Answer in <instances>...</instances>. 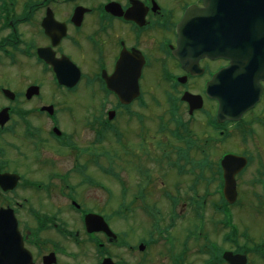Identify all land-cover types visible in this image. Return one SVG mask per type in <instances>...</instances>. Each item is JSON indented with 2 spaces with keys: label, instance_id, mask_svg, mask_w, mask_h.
<instances>
[{
  "label": "flooded vegetation",
  "instance_id": "af4514ba",
  "mask_svg": "<svg viewBox=\"0 0 264 264\" xmlns=\"http://www.w3.org/2000/svg\"><path fill=\"white\" fill-rule=\"evenodd\" d=\"M203 4L0 0V63H33L52 92L84 97L67 131L70 105L15 110L37 103L43 83L0 82V208L16 218L22 264H83L77 249L95 264H264V79L232 50L228 17ZM125 160L145 178L119 205L149 222L133 241L88 232L87 214L109 224L116 208L97 213L81 198Z\"/></svg>",
  "mask_w": 264,
  "mask_h": 264
},
{
  "label": "rangeland",
  "instance_id": "374dc122",
  "mask_svg": "<svg viewBox=\"0 0 264 264\" xmlns=\"http://www.w3.org/2000/svg\"><path fill=\"white\" fill-rule=\"evenodd\" d=\"M37 70L38 69L33 65V63L32 64L27 63L23 60H21V64L18 65H12L11 63L8 62L0 63V71H1L0 82L7 83L9 84V86H11L14 89L23 90L24 86L27 85L30 81H37L39 83H43L42 97L39 100H36L37 103L28 104L25 101H17V103L14 104L15 110L18 109L21 112H27V110H31L30 108H33L34 105L42 104L45 102H51V101L57 103L59 107H62L63 104L70 105L73 111L69 115L64 114L62 116L63 128L66 129L67 131L73 128H79L82 121L81 118H83V109H81V105H79L82 102H84V97L82 93L78 92L77 94L76 93L69 94L66 92H62L61 90H53L52 92L51 80H49V77H43L42 75H38ZM158 95L159 97L161 96V94ZM106 135H110V134H106ZM111 140H112V135L109 137L107 141L109 142ZM25 148L29 150L27 146H25ZM106 148L107 146H105V149ZM123 166H125L123 169L121 168V165L116 166L117 168L121 169L120 171L121 173L116 174V176L102 175L95 173L96 181L103 184V189L97 187L91 189L90 186L87 187L89 188V190H87V196L81 197L83 203L87 206V209H90L92 211H96V210L98 211L99 209L100 211L104 210L103 212L105 214L110 210L111 211L114 210L120 204L129 203L130 192H133L136 189H138L136 186L140 183L138 181L142 178L141 175L143 174L144 170H143V166L134 160L131 161L129 160V162L128 160H125ZM126 166L134 167V170L137 174H134ZM153 174H155V172ZM144 179L145 178H142L141 180ZM122 181H125L126 183L124 184ZM144 182L146 181H142L141 184H143ZM122 189L125 190L124 193H122ZM43 202L41 201L42 204H44ZM52 202L56 203L57 205L60 204L59 201L52 200ZM121 206H125V205H121ZM53 209L54 208L51 207L49 208V211H53ZM68 213H71V211L68 210ZM63 214L64 216L67 215L66 212H64ZM63 214L60 213L59 216H63ZM136 215H140V214L137 213ZM142 219H144L142 215L140 216V218L135 219V216L127 214V209L123 207H119V212L117 211V209L114 210V214L112 211V214L108 217L109 224L113 228V230L116 232H121L122 234H124L125 231V233L128 234L129 238L132 241L136 240L137 237L141 235H146V231L143 229L144 227L146 228V226L149 225V222L146 221L145 219H144L145 222L143 220V223L138 222L139 220ZM68 222L70 223V225H73L71 221ZM131 229L132 230L134 229L136 231L132 233L130 231ZM200 245L202 246V242H200ZM197 246L198 245L193 246L192 251H195L197 249ZM71 249L73 250V247ZM67 251H71V250L67 249ZM77 251L79 253L80 261H83V264L84 263L95 264V256L93 255L92 251H89L91 252V256H92L90 257L91 259H87L83 255L80 249H77ZM152 255L154 254L151 253L150 256ZM192 259H193L192 257L189 258V260ZM153 260L154 259L151 258V262H153ZM156 262L160 263V259H156ZM193 264H201V260L194 259Z\"/></svg>",
  "mask_w": 264,
  "mask_h": 264
},
{
  "label": "water",
  "instance_id": "95a60500",
  "mask_svg": "<svg viewBox=\"0 0 264 264\" xmlns=\"http://www.w3.org/2000/svg\"><path fill=\"white\" fill-rule=\"evenodd\" d=\"M204 4L206 7L221 9V14L228 17L232 24V28L227 29L231 31L232 50L236 52L237 58L241 55L247 60L248 68L255 71L257 77L264 79V0H204ZM248 90L249 83L244 82L237 91L246 94ZM221 95L219 102H226L225 94ZM86 225L90 231L102 230L110 234L100 216L88 215ZM21 249L17 223L11 210L0 208V264H20L17 258Z\"/></svg>",
  "mask_w": 264,
  "mask_h": 264
}]
</instances>
